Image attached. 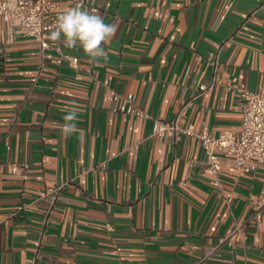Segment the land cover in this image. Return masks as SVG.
Returning <instances> with one entry per match:
<instances>
[{
  "label": "crops",
  "instance_id": "crops-1",
  "mask_svg": "<svg viewBox=\"0 0 264 264\" xmlns=\"http://www.w3.org/2000/svg\"><path fill=\"white\" fill-rule=\"evenodd\" d=\"M56 1L58 15L72 7ZM88 1L119 28L106 61L60 43L77 68L43 58L20 32L6 43L0 19V264H31L36 250L37 264H264L259 177L223 158L214 187L197 138L158 139L150 119L113 100L131 94L195 132L238 130L227 87L264 88V0ZM73 108L77 131L62 135ZM55 187L44 224L36 198ZM205 248L215 251L203 259Z\"/></svg>",
  "mask_w": 264,
  "mask_h": 264
},
{
  "label": "built area",
  "instance_id": "built-area-1",
  "mask_svg": "<svg viewBox=\"0 0 264 264\" xmlns=\"http://www.w3.org/2000/svg\"><path fill=\"white\" fill-rule=\"evenodd\" d=\"M70 3L72 7L79 3L89 11H99V8L88 0H70ZM58 9L59 5L56 0H0V19L4 25L6 43H12L15 34L20 32L33 40L43 58H48L57 66L66 62L70 67L77 68V58L64 54L60 43H54L47 39L49 32L53 30L52 26L58 16ZM213 83L215 80H212L208 88ZM206 89L207 87L200 86L199 92L203 93ZM227 89L235 90L239 98L241 121L239 129L236 131L216 132L203 128L195 132L192 127L180 126L178 116L168 121L151 117L135 105L131 94H114L113 100L117 103L120 113L150 119L152 134L158 139L177 137L179 134L197 138L204 155V171L214 177L211 181L214 187L220 188L219 172L223 158L232 162L237 175H255L259 177L261 186L264 187V88L249 91L230 85ZM18 170V165H11L12 173H18ZM60 190L61 187L50 188L36 198V201L46 204L44 224L55 207ZM221 192L224 197L229 196L228 193ZM241 231V226H235L228 237L240 234ZM42 238L43 231L40 233L38 244L41 243ZM245 238L243 236V240ZM214 251L215 249L205 248L203 259L210 257ZM39 258L38 250H36L31 264H37Z\"/></svg>",
  "mask_w": 264,
  "mask_h": 264
},
{
  "label": "clouds",
  "instance_id": "clouds-1",
  "mask_svg": "<svg viewBox=\"0 0 264 264\" xmlns=\"http://www.w3.org/2000/svg\"><path fill=\"white\" fill-rule=\"evenodd\" d=\"M47 39L61 43L65 48H80L88 56L90 63L107 60L105 45L117 34L119 25L105 23L103 17L96 11H89L81 4L70 7L56 17L55 23ZM77 109L73 108L65 117L66 123L61 126L62 135H71L77 131L72 121L77 119Z\"/></svg>",
  "mask_w": 264,
  "mask_h": 264
}]
</instances>
